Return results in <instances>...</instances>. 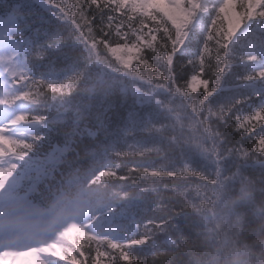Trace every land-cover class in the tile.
I'll use <instances>...</instances> for the list:
<instances>
[{"label":"trees","instance_id":"obj_1","mask_svg":"<svg viewBox=\"0 0 264 264\" xmlns=\"http://www.w3.org/2000/svg\"><path fill=\"white\" fill-rule=\"evenodd\" d=\"M47 1L80 31L57 27V40L38 53L57 69L56 88L46 93L56 140L68 138L73 111L60 113L59 103L81 109L80 119L90 108L86 124L107 129L101 140L114 141L121 181L143 192L144 236L174 243L152 258L125 261L112 252L96 264H264V111L247 109L237 95L246 78L234 36L245 10L203 11L178 51L173 22L160 9L146 18L108 0ZM209 20L215 23L207 28ZM133 29L145 45H136ZM79 36L91 52L78 47ZM129 46L127 70L110 51ZM85 258L82 264H94Z\"/></svg>","mask_w":264,"mask_h":264},{"label":"rangeland","instance_id":"obj_2","mask_svg":"<svg viewBox=\"0 0 264 264\" xmlns=\"http://www.w3.org/2000/svg\"><path fill=\"white\" fill-rule=\"evenodd\" d=\"M165 2L169 6L171 5V7H173V9H175V17H176V19L178 21L179 30H180V38H179V41L182 43V40H183V38L186 35V30H185L186 23L189 20L188 17H187V12H186V10L184 8H182V6H181V0H165ZM3 37L5 38V43L6 44H9V40L6 37V35L3 36ZM116 54L118 56H119V54L122 55L121 61H122L123 64H125L126 66H129L130 65L131 55L129 53L120 51L119 53H116ZM13 56H14V52L12 51V52L9 53V57L10 58H13ZM9 67L12 68L11 65H9ZM195 82L196 81H194L193 83L195 84ZM8 138H9L8 140L13 139V136L8 137ZM6 144H4V145H6ZM13 163H15V162H13V160L11 162L9 161V164L12 165ZM67 223L72 224L70 221H67Z\"/></svg>","mask_w":264,"mask_h":264}]
</instances>
